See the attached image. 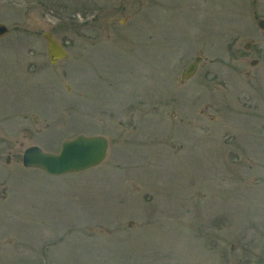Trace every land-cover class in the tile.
I'll return each instance as SVG.
<instances>
[{
	"label": "rangeland",
	"instance_id": "rangeland-1",
	"mask_svg": "<svg viewBox=\"0 0 264 264\" xmlns=\"http://www.w3.org/2000/svg\"><path fill=\"white\" fill-rule=\"evenodd\" d=\"M0 22V264H264V0H0ZM77 134L107 138L99 165H22Z\"/></svg>",
	"mask_w": 264,
	"mask_h": 264
},
{
	"label": "water",
	"instance_id": "water-1",
	"mask_svg": "<svg viewBox=\"0 0 264 264\" xmlns=\"http://www.w3.org/2000/svg\"><path fill=\"white\" fill-rule=\"evenodd\" d=\"M8 32V27L0 22V38ZM41 36L46 43V56L49 64H55L66 56L63 46L51 32L44 31ZM249 46L250 43H246V48ZM200 60L201 57L196 56L183 68L181 81L194 74ZM107 148L108 140L102 135L78 134L64 140L57 152L43 151L36 145L26 147L22 152V165L27 168L40 169L53 176L81 172L99 165L106 156Z\"/></svg>",
	"mask_w": 264,
	"mask_h": 264
},
{
	"label": "flooded vegetation",
	"instance_id": "flooded-vegetation-1",
	"mask_svg": "<svg viewBox=\"0 0 264 264\" xmlns=\"http://www.w3.org/2000/svg\"><path fill=\"white\" fill-rule=\"evenodd\" d=\"M246 43H250V46H249L248 48H246ZM246 43L244 44V49H245V50H249L250 47H251V42L247 41ZM256 63H257V60H255V59L250 61V64H251V65H254V64H256Z\"/></svg>",
	"mask_w": 264,
	"mask_h": 264
}]
</instances>
